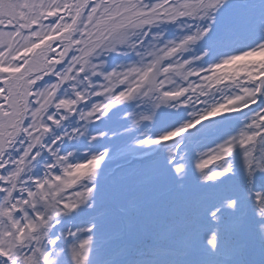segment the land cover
<instances>
[{"label": "snow or ice", "instance_id": "1", "mask_svg": "<svg viewBox=\"0 0 264 264\" xmlns=\"http://www.w3.org/2000/svg\"><path fill=\"white\" fill-rule=\"evenodd\" d=\"M0 264H264V0H0Z\"/></svg>", "mask_w": 264, "mask_h": 264}]
</instances>
